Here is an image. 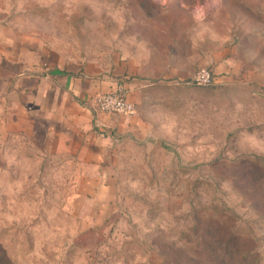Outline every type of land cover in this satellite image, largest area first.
I'll use <instances>...</instances> for the list:
<instances>
[{
	"label": "rangeland",
	"instance_id": "1",
	"mask_svg": "<svg viewBox=\"0 0 264 264\" xmlns=\"http://www.w3.org/2000/svg\"><path fill=\"white\" fill-rule=\"evenodd\" d=\"M59 69L136 113L6 96ZM0 245L8 264H264V0H0Z\"/></svg>",
	"mask_w": 264,
	"mask_h": 264
},
{
	"label": "crops",
	"instance_id": "2",
	"mask_svg": "<svg viewBox=\"0 0 264 264\" xmlns=\"http://www.w3.org/2000/svg\"><path fill=\"white\" fill-rule=\"evenodd\" d=\"M47 78L46 83L45 81L41 83L39 78L34 77L23 78L15 82L10 81L5 85L6 96H9V91L13 94V92L19 90L22 96L32 100L31 105L27 107L21 104V110L36 111L41 115L44 111L50 109L62 112L64 116L71 113L70 116H75L78 121H91L92 124L95 123L96 125L99 122L107 125L109 117H113L112 115L94 112L93 100L87 101L92 94V88L86 89V87H83L81 80L75 78L70 72H64L60 69L54 70ZM46 86L49 88L45 90ZM10 105L12 109L19 107L18 103L13 105L12 101ZM36 113L34 114L36 115ZM29 119H32V117H29ZM86 121L84 122L87 123Z\"/></svg>",
	"mask_w": 264,
	"mask_h": 264
},
{
	"label": "built area",
	"instance_id": "3",
	"mask_svg": "<svg viewBox=\"0 0 264 264\" xmlns=\"http://www.w3.org/2000/svg\"><path fill=\"white\" fill-rule=\"evenodd\" d=\"M210 77L205 72L198 76L199 83H209ZM93 110L95 113L118 116H133L136 111L132 103L129 101L126 90H117L113 93L102 94L94 98Z\"/></svg>",
	"mask_w": 264,
	"mask_h": 264
},
{
	"label": "trees",
	"instance_id": "4",
	"mask_svg": "<svg viewBox=\"0 0 264 264\" xmlns=\"http://www.w3.org/2000/svg\"><path fill=\"white\" fill-rule=\"evenodd\" d=\"M7 250H6V248H5V246L4 245H0V264H8L7 262H9V261H7V259H6V257H5V255H6V252Z\"/></svg>",
	"mask_w": 264,
	"mask_h": 264
}]
</instances>
